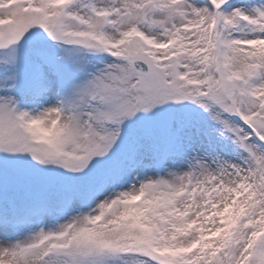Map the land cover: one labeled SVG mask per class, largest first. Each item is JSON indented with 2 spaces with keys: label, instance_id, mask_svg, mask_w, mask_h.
I'll list each match as a JSON object with an SVG mask.
<instances>
[{
  "label": "snow or ice",
  "instance_id": "snow-or-ice-1",
  "mask_svg": "<svg viewBox=\"0 0 264 264\" xmlns=\"http://www.w3.org/2000/svg\"><path fill=\"white\" fill-rule=\"evenodd\" d=\"M0 264H264V0H0Z\"/></svg>",
  "mask_w": 264,
  "mask_h": 264
}]
</instances>
